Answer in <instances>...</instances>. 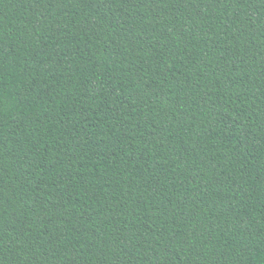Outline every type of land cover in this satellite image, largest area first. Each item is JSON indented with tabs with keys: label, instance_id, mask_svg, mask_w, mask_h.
<instances>
[{
	"label": "trees",
	"instance_id": "1",
	"mask_svg": "<svg viewBox=\"0 0 264 264\" xmlns=\"http://www.w3.org/2000/svg\"><path fill=\"white\" fill-rule=\"evenodd\" d=\"M0 264H264V0H0Z\"/></svg>",
	"mask_w": 264,
	"mask_h": 264
}]
</instances>
